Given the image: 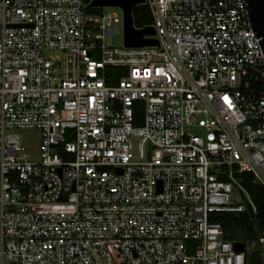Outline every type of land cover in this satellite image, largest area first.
<instances>
[{
	"label": "built area",
	"instance_id": "obj_1",
	"mask_svg": "<svg viewBox=\"0 0 264 264\" xmlns=\"http://www.w3.org/2000/svg\"><path fill=\"white\" fill-rule=\"evenodd\" d=\"M143 6L157 45L112 48V9L0 0V264H248L247 242L211 220L257 212L239 176L264 189V52L246 0ZM111 68L126 72L109 84ZM22 131L39 132V161Z\"/></svg>",
	"mask_w": 264,
	"mask_h": 264
},
{
	"label": "trees",
	"instance_id": "obj_2",
	"mask_svg": "<svg viewBox=\"0 0 264 264\" xmlns=\"http://www.w3.org/2000/svg\"><path fill=\"white\" fill-rule=\"evenodd\" d=\"M82 1L87 6V14H102L101 8H92L90 6L92 0ZM133 22L134 27L138 30L151 27V16L146 6L140 5L133 9ZM125 72V69H107L108 83H114V78L123 76ZM239 178L255 204L257 212L254 214L250 206H248L243 213H219L214 215L211 220L222 225L225 239L251 242L264 237V189L254 184L253 177L249 175H241ZM248 264H264V260L261 257L257 261L250 260Z\"/></svg>",
	"mask_w": 264,
	"mask_h": 264
},
{
	"label": "water",
	"instance_id": "obj_3",
	"mask_svg": "<svg viewBox=\"0 0 264 264\" xmlns=\"http://www.w3.org/2000/svg\"><path fill=\"white\" fill-rule=\"evenodd\" d=\"M145 0H92V8H120L124 16V42L127 48L156 46L157 41L146 37L155 36L151 27L138 30L134 27L133 9L143 5ZM250 22L257 37L261 39L264 52V0H246ZM236 250L244 251L243 244H236Z\"/></svg>",
	"mask_w": 264,
	"mask_h": 264
},
{
	"label": "rangeland",
	"instance_id": "obj_4",
	"mask_svg": "<svg viewBox=\"0 0 264 264\" xmlns=\"http://www.w3.org/2000/svg\"><path fill=\"white\" fill-rule=\"evenodd\" d=\"M149 11V14L151 16V21L153 24V18L152 15L150 13V9L148 7H146ZM102 9V13L104 11H109L110 9H112V12L119 15V16H123V12L120 8H101ZM89 17H92L93 15H95V17L101 16L98 13H88L87 14ZM152 26V25H151ZM120 28H122V25H119ZM106 45L108 47H112V48H122L124 47V36L123 33L120 34V36H116V37H107L106 39ZM48 55H60V53H48ZM100 57L97 56V59H99ZM20 135L22 136L23 139V144L26 147L27 151L30 153L32 160L34 161H39L41 158V138H40V134L37 131H22L20 132ZM238 195L233 197V202L235 203H246L245 199L239 194V192H235ZM247 246H248V258L249 261L250 260H255L257 261L258 259H260L262 257V254L264 253V246H257L256 248L252 247V243L251 242H247Z\"/></svg>",
	"mask_w": 264,
	"mask_h": 264
}]
</instances>
